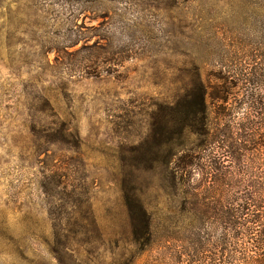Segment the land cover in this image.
<instances>
[{"label": "rangeland", "instance_id": "374dc122", "mask_svg": "<svg viewBox=\"0 0 264 264\" xmlns=\"http://www.w3.org/2000/svg\"><path fill=\"white\" fill-rule=\"evenodd\" d=\"M218 73L230 111L208 139L186 102ZM263 176L264 0H0V264H182L228 229L191 211L173 230L180 199L221 181L202 210L223 211Z\"/></svg>", "mask_w": 264, "mask_h": 264}, {"label": "trees", "instance_id": "16d2710c", "mask_svg": "<svg viewBox=\"0 0 264 264\" xmlns=\"http://www.w3.org/2000/svg\"><path fill=\"white\" fill-rule=\"evenodd\" d=\"M211 82L220 83L221 86L220 84H209V81L205 87H201L198 94H194V98L189 97L186 102V106L189 109L190 121L188 127L191 128L193 125L199 126L201 124L204 127L208 139L215 137V130L212 129L213 126L209 120L210 114H214L216 120L223 123V120L227 119L226 113L230 111V108L225 106L227 104V96L230 95L229 89H225V86L230 84L229 78L218 73L213 77V80L211 79ZM207 94L212 100L210 106H207L205 102ZM200 133L202 134V132ZM220 137L221 140L223 139L224 142H226L227 150H232L230 149L231 147L234 149L236 145H239L238 140L233 137L231 132H224ZM216 139L219 138L216 136ZM216 139H213L214 144H220V140ZM255 145L259 148L263 147L258 143ZM206 146L205 144L204 147ZM201 148H203V146ZM159 149H161V146H159ZM203 149L205 150L206 148ZM159 154L158 152V155ZM159 157L160 156H158V158ZM190 157L191 160H189L187 154H182L178 160L180 164L178 169L180 168L181 171H183L187 167L194 166L195 157L193 155ZM246 179L247 182L244 188H241L240 185L237 184L233 185L230 198L221 201L222 204L226 202V205L223 206V211L219 209H211L212 211L202 210L203 206L204 208L207 206L204 202L212 198H223L222 196L225 193L224 187L226 184H222L221 181H216L217 195H214L212 198L200 192L199 194L193 195V191H191L189 196L180 199V204H178L177 209L172 212L173 216L170 218L172 223H176L173 224V230L178 229L177 224H181L182 221L177 217L186 215V212L191 211L197 212L199 220L202 223L201 226L198 225V228H195L196 230L215 222L221 228L228 229V231H225L223 234L225 238L220 241L222 244L221 248L218 247L216 244L217 242H212V239H206V237H201L200 235V238L198 236L197 242L193 243L194 247L186 248L184 253L181 251L176 252L180 255L179 259L182 264H210V260L213 264H264V176L261 178L263 179L262 181H260V179L251 181L252 179L249 177ZM90 210L91 209H88V213ZM129 218L135 236L140 235L142 237L144 233L148 234L146 240L151 242L152 222H149V218L137 212H131L130 209ZM166 221L168 222V218L163 220L161 225H165ZM166 227L163 226V228ZM138 228L141 229L140 232H138ZM171 234H165L164 238L153 236L156 240H154L153 242L155 243L152 242V244L156 247H161L163 244L171 241L177 244L182 242L176 235ZM134 240L135 245H139L142 242L136 239ZM152 244L150 243L149 246ZM223 245L228 248H224ZM228 258L230 261L224 262ZM159 264H164V261H161Z\"/></svg>", "mask_w": 264, "mask_h": 264}]
</instances>
